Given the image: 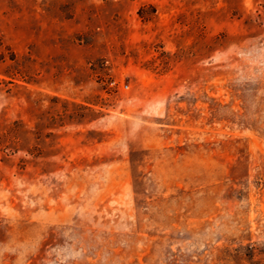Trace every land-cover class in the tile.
<instances>
[{"label": "rangeland", "instance_id": "1", "mask_svg": "<svg viewBox=\"0 0 264 264\" xmlns=\"http://www.w3.org/2000/svg\"><path fill=\"white\" fill-rule=\"evenodd\" d=\"M0 264H264V0H0Z\"/></svg>", "mask_w": 264, "mask_h": 264}]
</instances>
